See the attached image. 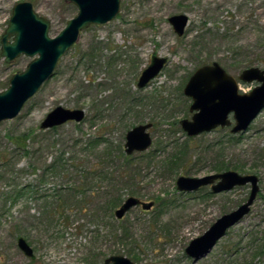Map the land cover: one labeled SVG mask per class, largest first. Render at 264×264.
Returning a JSON list of instances; mask_svg holds the SVG:
<instances>
[{
  "label": "rangeland",
  "instance_id": "rangeland-1",
  "mask_svg": "<svg viewBox=\"0 0 264 264\" xmlns=\"http://www.w3.org/2000/svg\"><path fill=\"white\" fill-rule=\"evenodd\" d=\"M21 1L32 2L51 21V36L78 13L67 0H0V91L34 58L20 55L7 63L1 55V36ZM180 13L189 17L183 35L169 21ZM154 55L167 62L139 87ZM214 61L238 79L241 92L259 84L238 77L246 68H264V0H121L115 18L83 30L20 113L0 122V153H10L9 136L24 131L31 132L32 146L29 156L12 158V165L25 171L18 178L8 171L0 179V213L8 210L0 217V264H103L112 255H125L134 264H264V108L247 130L236 134L228 126L188 136L181 125L194 113L192 98L184 94L186 83L198 67ZM57 106L83 109L85 116L39 134L41 122ZM146 123L152 124V145L125 165L132 172L129 181L116 187L98 183L103 192L97 186L86 194L69 189L82 183L77 169L99 163L104 147L124 150L127 131ZM89 140L98 145L86 157L82 145ZM61 155L66 174L48 171L41 187L51 195L59 189L64 209L52 217V204L36 191L16 203L5 201L15 183L38 189V173ZM122 165L116 158L109 167ZM228 170L257 175L259 193L250 212L206 256L194 260L186 253L190 241L247 201L251 184L219 193L210 185L185 192L177 189V178ZM115 196L119 202L111 207L108 201ZM130 196L154 204L150 209L134 206L117 218L115 210ZM19 236L31 245L34 257L19 248Z\"/></svg>",
  "mask_w": 264,
  "mask_h": 264
},
{
  "label": "water",
  "instance_id": "water-1",
  "mask_svg": "<svg viewBox=\"0 0 264 264\" xmlns=\"http://www.w3.org/2000/svg\"><path fill=\"white\" fill-rule=\"evenodd\" d=\"M74 3L78 13L67 21L66 26L55 36L50 35L51 21L39 15L30 1H21L13 6L8 26L1 36V55L7 63L20 55L34 57L27 68L16 72L10 78L9 86L0 91V122L15 118L26 101L50 79L65 53L79 39L80 33L91 24L106 23L118 14L121 0H67ZM174 30L183 35L189 22L185 13L169 17ZM167 62L166 57L153 56L138 80L144 87L156 77ZM243 82L257 81L259 84L249 92H241L238 79L228 73L217 61L198 67L184 87V94L192 98L191 119H182L181 125L188 136H195L218 127H231L236 134L247 130L252 121L264 108V68L257 66L244 69L238 77ZM85 112L80 108L57 106L47 113L40 127L49 129L69 121H81ZM232 116V119H231ZM151 123L139 124L126 133L124 151L127 155L143 152L152 145L149 132ZM251 184L250 195L238 208L221 215L202 235L192 239L186 247L187 255L198 260L207 255L228 229L247 215L254 203L260 187L255 174H240L228 170L201 177L181 175L176 186L180 191L193 192L210 185L219 193L238 185ZM154 202H146L130 196L115 210V216L122 218L132 207L141 205L150 209ZM19 248L29 257L34 250L28 241L18 237ZM103 264H134L125 255H112Z\"/></svg>",
  "mask_w": 264,
  "mask_h": 264
},
{
  "label": "trees",
  "instance_id": "trees-1",
  "mask_svg": "<svg viewBox=\"0 0 264 264\" xmlns=\"http://www.w3.org/2000/svg\"><path fill=\"white\" fill-rule=\"evenodd\" d=\"M57 128L58 126L47 129V130L39 128L38 132L39 134L47 135V132L51 130H56ZM30 135H31L30 131H24L18 134H11L9 136V139L13 143L12 149L10 150L11 152L8 153L4 151L3 153H0V179L1 180H4L6 178L8 171H11L12 174L14 173V175H16L17 178L19 177L21 172L25 171L24 167H17V164L12 165V158L14 156L20 157L21 155L29 156L31 154L32 146L30 145V141H31ZM97 145H98V140H89L88 142L84 143L82 145V149L85 152L84 155L87 157V154H90L89 152H92L95 149H97ZM98 155L102 157V160L99 161V163L93 162L90 166H83L81 169L76 170L81 175L82 183H79L77 187L69 186V189L70 188L75 189L76 191L86 194V192L89 190L90 187L92 188V190H94V188L97 186V189L100 191V189L102 188L101 191L103 192V187H100L99 189V186L101 184L99 185L98 183L107 181L109 186L112 185L113 187H116L117 184L121 182L129 181L132 178L131 176L132 172L126 169L125 165H127V163L129 162H132L134 153L132 155H127L125 151L123 150V148L119 147V149H116L115 147L107 146V147H104ZM175 157H178V156H175ZM116 158L122 159L123 165L118 168H112V167L110 168L109 165L111 164V162L115 161ZM66 163L67 161H65V159L61 155V157L56 158L55 160L48 163V165H46V168L45 170L42 171V173H38V177H40L39 183L37 185L38 189L36 190L32 189L33 185L30 183H24L21 186H19L20 183L18 182L14 184L15 186L13 187L12 192L9 193L8 195L2 192V195H7V196H3V198L5 199V201L11 200L12 203H16L19 199L25 196H28L30 192L36 191V194L41 199L44 198L45 200H49L48 203L52 204L50 205L53 207V209L51 210V216L54 217V215H56L57 213V209L58 211L64 209L63 208L64 204L62 203L63 194L59 192V189L52 195L45 193L46 191L44 192L43 187H41V185L46 181L45 174L48 171H50L53 174L63 172L65 175L66 174L65 171L69 169L65 165ZM29 166L30 164H27V166L25 167H29ZM92 182L93 184L91 186L89 185L87 186V184H90ZM67 189H68V186H67ZM73 195L76 196V194H73ZM118 202H119V196L117 197L115 196L114 198L108 201V205L113 207ZM8 209L10 210V207H8ZM3 211L8 212V210H3ZM3 211H1L0 217L2 216V214H4ZM63 211L61 214L64 218H66L67 215Z\"/></svg>",
  "mask_w": 264,
  "mask_h": 264
},
{
  "label": "flooded vegetation",
  "instance_id": "flooded-vegetation-1",
  "mask_svg": "<svg viewBox=\"0 0 264 264\" xmlns=\"http://www.w3.org/2000/svg\"><path fill=\"white\" fill-rule=\"evenodd\" d=\"M11 63V62H10ZM211 187V186H210ZM206 256V255H205ZM202 258V257H201ZM200 259V258H199Z\"/></svg>",
  "mask_w": 264,
  "mask_h": 264
}]
</instances>
